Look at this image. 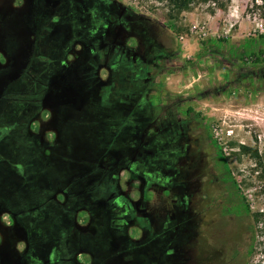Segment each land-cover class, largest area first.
<instances>
[{
    "label": "rangeland",
    "instance_id": "1",
    "mask_svg": "<svg viewBox=\"0 0 264 264\" xmlns=\"http://www.w3.org/2000/svg\"><path fill=\"white\" fill-rule=\"evenodd\" d=\"M54 1L45 0L48 7L44 21L28 26L33 40L29 55L38 61L37 70L32 71L33 83L39 86L50 73L53 77L62 75L76 92L67 87L60 89L62 102L57 117L54 107L58 99L53 103L50 95L45 94L42 104L31 108L22 100L30 94L20 89L23 80L19 74L25 59L18 55L19 78L11 83L18 91V100L0 99V212H19L15 221L25 232L27 256L37 262L46 258L45 264H169L164 260L172 264H225L215 241L217 232L196 230L202 218L196 207L190 216L191 188H181L182 192L175 182L185 185L190 181L201 170V158L207 156L203 166L209 165L210 176L221 172L222 179L234 181L222 186L216 209H236L238 191L245 195L252 210L264 207V179L259 177L251 155L239 147L257 148L264 156V18L251 12L250 0H190L181 10L173 7L172 0H113L112 17L120 15L128 25L126 30L115 28L119 35L116 44L125 50L127 62L143 66L145 84L183 96L199 90L204 100L194 101L191 114L171 126L165 148L173 151V190L150 191L152 196L156 191L158 199H149L146 206L160 208V212L154 225L145 228H150V233L143 235L133 222L116 228L95 218L99 208L94 192L100 190L96 180L107 157L122 150L120 118L127 116V106L115 94L99 95L110 82L101 81L102 69L95 70L86 55L76 57L65 69L57 51L50 54L44 46L46 36L52 43L58 40L60 48L68 43L66 37L76 36L83 50L87 42L102 40L92 34L93 26L100 31L106 21L95 9V20L82 23L73 16H84L83 6H74V0H68L64 11L54 6ZM13 2L20 7L30 0ZM40 2L38 7L43 6ZM37 9L34 16L40 19ZM27 22L24 24L29 25ZM56 27L61 34H55ZM52 29L53 34L49 33ZM19 37L27 41L30 36L19 30ZM106 39L111 42L112 38ZM258 50L259 60L251 62V53ZM154 53L159 55L153 57ZM95 62L100 66L102 58ZM172 71L173 82L167 78ZM133 78L131 73L124 75V80ZM154 78L156 84L152 85ZM128 86L139 89L133 84ZM150 96L163 98L158 93ZM142 108L135 106L133 112L143 114ZM160 108L158 105L147 112L156 113ZM19 123L34 137L10 131ZM53 129L55 135L47 136L53 134ZM208 146L210 150L205 149ZM125 180L120 183L123 189ZM229 188L231 192L226 193ZM134 192L131 196L137 198L138 192ZM175 194L176 201L172 202ZM185 198L187 208L182 202ZM24 232L20 227L0 225L2 250L12 255L13 246L24 239ZM197 238L204 249L197 248ZM65 253L72 260L56 259Z\"/></svg>",
    "mask_w": 264,
    "mask_h": 264
},
{
    "label": "flooded vegetation",
    "instance_id": "2",
    "mask_svg": "<svg viewBox=\"0 0 264 264\" xmlns=\"http://www.w3.org/2000/svg\"><path fill=\"white\" fill-rule=\"evenodd\" d=\"M38 1H41L43 3V6L38 7ZM67 1L68 0H56L53 3L54 6L57 4L56 6L58 8L65 11V4L67 3ZM112 4L113 0H74V6L80 5L83 6V8H81V11L86 10V13L84 12V16H80L82 14L73 16L76 19L83 21L82 23L86 24L92 21L93 18L95 20L96 10H98L100 17L106 21L101 26L100 31L98 30V28H96L97 26H93L94 30L92 34L96 35L98 39L101 38V41L87 42L86 45H84L85 48H83L82 50L80 49V44H82V41L79 37L76 36L73 38L66 37V41L68 43L63 48L57 47L56 44L58 43V40L56 43H52V41L49 40V37L47 36L43 38V40L46 51H48L50 54H52V52L54 51H57L56 53L59 54L60 64L65 69L69 67V63H71L76 57H82L86 55L88 58L87 60H91L94 63L95 70L97 68L102 69V80H100L104 82H110L104 90L101 89L99 91V95L104 96L106 92L112 93V96L113 94H115L116 98H121V100L125 103V106H127L129 110L127 111V116L120 118L123 123V137L121 139L122 150H117L116 156L107 157L108 159H106L105 162H103L104 164L101 165V168H103L100 170L101 175L96 180L95 186L100 187V190H96L94 192L95 198L97 199L96 205L99 208V212L95 215V218L103 222H109L116 228L122 226L123 224H131L133 222L135 223V225L133 224L134 227H136L137 224L138 229H141L143 235H146V232L150 233V228H145L154 225L155 220H157L159 216L160 208L146 206V202L148 201V199L143 193H148L147 188H170L171 190H173V151L165 148L169 144V140L167 138V142L164 143L163 147L161 149L158 148L155 150L154 158L152 159H149V156H147L146 159L143 158V156L148 155L151 150H148L147 153H140V157L138 156L139 158L137 159L134 158L135 151L130 152L129 150V148L133 146L136 140V137H133L134 131L139 130V128L143 129L147 125L152 126L151 128H154L155 126V129H159V126H161L162 123L165 122L166 116L163 108H160L161 112L159 111L156 113H148L147 110L149 108H145L146 102L143 96L149 90V85L147 86V84H145L144 82L143 66H133L129 62H127L128 55L126 57L124 56L125 50H123V47L120 49L119 44H116V40L119 35L115 34V28L116 30H126L128 28V25L120 15L116 16L115 18L112 17ZM102 5L104 7V10L101 7ZM20 7L17 5V2H13V0H0V99L18 100V91L12 89L11 83L19 78V76H22L20 79L23 80V84L20 89L21 91H23L22 93L26 92L30 94V97L25 96L22 99L23 102L27 105H30L31 108H34L35 106H39L42 104L45 94V96L50 95L49 98L54 100L53 103L56 102L55 99H58V105H54V108L57 109V117L58 107L60 105V102H62V99H59L61 98V96L59 95L60 89L64 87L69 88L67 86L68 82L62 75L59 77H53V75L50 73L49 75H46L44 77V79L46 80L43 79V82H41L39 86L35 85L33 83L35 79L33 78L32 71L37 70L35 66L38 61L36 59H32V57L29 55L33 40L32 36L29 34L28 26H35V21H44V13L46 11L45 7L48 6L45 5V0H30L29 4L24 5L22 3ZM36 9L37 12H40L41 14L40 19L34 16ZM25 20L28 21L27 23L29 25L24 24ZM65 27L66 26H64L63 29L67 30L68 28ZM19 30L21 32L24 31L25 33H27V36H30L29 38L31 39V42L28 40L29 38H27V41H25V39L20 40L22 38L19 37ZM56 30L57 27L55 31ZM55 31H53L52 29L49 33L53 34ZM78 31L79 30H76V32ZM71 33L73 32L70 30L68 34L71 35ZM55 34L59 35L61 34V32L56 31ZM107 37H109L110 39L112 38L111 42L106 39ZM25 43H27V45L29 44V47L27 49V46L25 47ZM152 46L153 45H151V48ZM69 54H72L71 59L67 58L69 57ZM18 55H22L23 59H25V63L21 67L22 71L19 76L17 71L19 67ZM158 55L159 54L154 53L153 57H156ZM94 58H102V63H100V66L97 62H95ZM47 61L51 62L50 59H48ZM102 71L105 72L102 73ZM128 73L134 75V78L132 80H124V75ZM85 75L90 76L91 74ZM129 84H133L134 87H137L139 89L131 90L128 86ZM93 87L94 84L92 86V89ZM87 88H90V86ZM115 88H117L116 92H114ZM71 91L76 92L75 89H71ZM41 92L42 95L40 94ZM107 96L109 95H106L105 97L107 98ZM49 98L47 99V101H50ZM48 106L49 104L46 105V107L51 110V106ZM135 106L139 107L140 109L143 107V114L136 115V113L133 112ZM30 107L28 109H30ZM28 109H26L25 116L27 115ZM185 112L188 115L189 112H187V110ZM152 123H154L155 125H151ZM171 126L172 124L168 126V132L172 130ZM21 128L22 125H20L19 123L16 126H13L10 131H13L14 133L18 131L19 133L24 135L30 133L28 129L24 130V128ZM53 130V134H48L47 136H54L56 130ZM29 135L32 136L31 134ZM40 137L43 138L42 136ZM200 162L201 164L198 168H200L201 170L197 174H195V176L193 175L194 177L192 176V178H190V181H185V185L183 182L179 184H177L178 182H175V186L179 185V190H181V188L184 189L185 187L191 188L192 190L193 198L191 204H189V206L192 205L191 210H189L190 216L193 215V209L196 207V209H198L197 213L202 218V222L199 227L200 229H196L197 232L200 233L201 230L218 232L221 229L220 215L225 211V209H216L214 205L216 202L220 201V195L223 193V191L221 190L222 184L219 185L220 181L215 182L213 180V178L217 176L216 173H213L212 176L209 175V165H207L206 163V165L203 166L205 164V159L201 158ZM131 171H133L139 177V191L136 196L137 198H134L133 200L129 198V196L125 192V189H123L122 185H120L121 181L123 182L125 176L128 175ZM148 184L153 185V187L149 186ZM171 193L173 194V191ZM174 196V198L173 196L171 197L172 202L176 201V194ZM194 200L196 202H193ZM187 201V198H185V200L182 199V202L185 203V208L188 207ZM18 213L19 212L1 214L0 212V219L3 218L2 222H0V225L9 227L11 229L13 227H20L24 232L23 228L19 226L15 221V217ZM143 235H141V237ZM196 240L197 248L199 250L204 249V246L199 247L198 245L201 240H199V238H197ZM1 243L2 242L0 240V264L47 263L48 259L46 258L39 262H37L38 260L36 261L32 260L31 258L29 259L26 254L28 244L27 242H25V232L24 239L17 242L13 246V254L10 256L4 250H2ZM199 250L196 251L197 255L199 254ZM203 254L204 252H201V256ZM2 256L6 260L2 258ZM124 256L125 255L122 254V257ZM56 259H58V261L65 262L68 260H72V257L69 256L68 253H65V255ZM167 262H169V264H172L171 261L166 260H164L163 263Z\"/></svg>",
    "mask_w": 264,
    "mask_h": 264
},
{
    "label": "trees",
    "instance_id": "3",
    "mask_svg": "<svg viewBox=\"0 0 264 264\" xmlns=\"http://www.w3.org/2000/svg\"><path fill=\"white\" fill-rule=\"evenodd\" d=\"M173 7L181 10L189 4L190 0H172ZM216 3V0H213ZM251 12L264 18V0H250ZM175 47H173V50ZM261 51L251 53V62L258 61ZM191 111L187 109V112ZM239 147L248 152L254 159L259 171V177L264 179V163L263 158L257 148L240 144ZM210 150L209 146L205 148ZM220 152V150L218 149ZM207 159V156L204 157ZM221 173V172H220ZM213 178L215 182L220 181L219 185L227 183L234 184L229 177L221 178V174ZM264 188L262 184L261 188ZM232 188H229L231 192ZM234 189V188H233ZM211 192V191H210ZM238 200L236 201V209L228 210L227 208L220 215L221 229L217 232L215 241L218 243L219 252L223 254L225 264H264V207L252 210L245 195L238 191Z\"/></svg>",
    "mask_w": 264,
    "mask_h": 264
},
{
    "label": "crops",
    "instance_id": "4",
    "mask_svg": "<svg viewBox=\"0 0 264 264\" xmlns=\"http://www.w3.org/2000/svg\"><path fill=\"white\" fill-rule=\"evenodd\" d=\"M167 76V75H165ZM191 77L194 78V75H191ZM199 77V76H198ZM196 77L195 79H198ZM173 82V71L171 74L167 77ZM156 78L152 80V85L156 84ZM162 89H159L158 86H153L149 88V91H147L143 98L145 100V108L153 109L157 108L158 105H160L161 108H163V111L165 112V122L162 123L160 128L155 129V122L151 125L154 126V128H151L152 126H146L145 128H139V130L134 131L133 137H136L135 143L133 146L129 148L130 152L135 151L134 158L137 159L140 157V153H147L148 150H151L150 153L146 156H143V158H147L149 156V159L154 158V152L156 149H161L165 142H167V139L171 136V133L168 132V126L171 124L174 125V123H177L182 119L183 117L188 116L185 112L187 109H190L188 114H191L192 110L194 109V101L201 100V102H204L203 98L199 93V90H194L191 94L187 96H183L182 94L175 93L174 90L167 91L166 88L161 87ZM168 88V87H167ZM160 90V91H159ZM180 91V90H179ZM150 93H158L163 95V98H153L150 96ZM220 93H217L219 95ZM203 100V101H202ZM183 103H185V108H183ZM163 130V132H162ZM161 136V137H160ZM167 138V139H166ZM166 139V140H163ZM173 139V138H172ZM153 154V155H152ZM139 156V157H138ZM138 175H136L133 171H131L128 175L125 176L124 179L126 183V187H124L126 194L129 196L131 200L132 198V192H138L139 191V181H138ZM148 193L151 190H155V188H147ZM134 192V193H135ZM131 193V194H130ZM147 199H158V193L156 191L154 192V196L152 194H146Z\"/></svg>",
    "mask_w": 264,
    "mask_h": 264
}]
</instances>
